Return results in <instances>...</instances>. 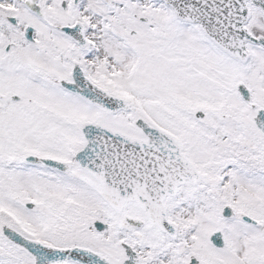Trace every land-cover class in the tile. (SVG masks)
Wrapping results in <instances>:
<instances>
[{
	"label": "snow or ice",
	"instance_id": "6c2138e0",
	"mask_svg": "<svg viewBox=\"0 0 264 264\" xmlns=\"http://www.w3.org/2000/svg\"><path fill=\"white\" fill-rule=\"evenodd\" d=\"M0 264H264V0H0Z\"/></svg>",
	"mask_w": 264,
	"mask_h": 264
}]
</instances>
